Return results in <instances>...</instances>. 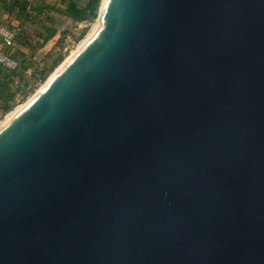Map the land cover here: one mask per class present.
<instances>
[{"label": "water", "instance_id": "1", "mask_svg": "<svg viewBox=\"0 0 264 264\" xmlns=\"http://www.w3.org/2000/svg\"><path fill=\"white\" fill-rule=\"evenodd\" d=\"M0 128V264H264V0H106Z\"/></svg>", "mask_w": 264, "mask_h": 264}, {"label": "rangeland", "instance_id": "2", "mask_svg": "<svg viewBox=\"0 0 264 264\" xmlns=\"http://www.w3.org/2000/svg\"><path fill=\"white\" fill-rule=\"evenodd\" d=\"M68 2H55L58 10L47 7L43 11L45 0L10 1L14 12H6L2 23L19 29L15 43L7 48L19 65L15 69L0 67V128L41 90L100 25L101 6L93 19L76 20L63 12Z\"/></svg>", "mask_w": 264, "mask_h": 264}, {"label": "built area", "instance_id": "3", "mask_svg": "<svg viewBox=\"0 0 264 264\" xmlns=\"http://www.w3.org/2000/svg\"><path fill=\"white\" fill-rule=\"evenodd\" d=\"M18 36L19 29L17 27L0 25V66L7 69L18 67V60L7 51V48L15 43Z\"/></svg>", "mask_w": 264, "mask_h": 264}, {"label": "trees", "instance_id": "4", "mask_svg": "<svg viewBox=\"0 0 264 264\" xmlns=\"http://www.w3.org/2000/svg\"><path fill=\"white\" fill-rule=\"evenodd\" d=\"M101 3L102 0H88L85 6L80 7L75 1L69 0L64 13L76 20L93 19L98 14Z\"/></svg>", "mask_w": 264, "mask_h": 264}, {"label": "crops", "instance_id": "5", "mask_svg": "<svg viewBox=\"0 0 264 264\" xmlns=\"http://www.w3.org/2000/svg\"><path fill=\"white\" fill-rule=\"evenodd\" d=\"M10 1H15V0H0V25L3 24L2 23V17H5L6 12H14L13 8H12V4L10 3ZM45 1H46V3L44 4L45 8H43V11H44V9L47 10V6H49L48 8L56 11L59 8L55 2H58V1L62 2V1H66V0H45ZM73 1H75L78 6L83 7L86 5L88 0H73ZM63 12H65L64 9H63Z\"/></svg>", "mask_w": 264, "mask_h": 264}, {"label": "bare ground", "instance_id": "6", "mask_svg": "<svg viewBox=\"0 0 264 264\" xmlns=\"http://www.w3.org/2000/svg\"><path fill=\"white\" fill-rule=\"evenodd\" d=\"M105 1H106V0H104V2H105ZM99 24H100V23H99ZM96 27H97V26H96ZM96 29H97V28H96ZM93 31L95 32V29H94ZM94 32H91L92 35H93ZM89 35H90V34H89ZM92 35H91V36H92ZM87 37H88V36H87ZM89 37H90V36H89ZM89 37H88V39H89ZM88 39H87V40H88ZM85 41H86V40H85ZM83 43H84V42H83ZM69 59H70V58H69ZM65 61H66V60H65ZM67 61H68V60H67ZM65 63H66V62H65ZM65 63H64V64H65ZM64 64H63V65H64ZM63 65H61L60 67H62ZM57 70H58V69H57ZM53 75H54V74H53Z\"/></svg>", "mask_w": 264, "mask_h": 264}]
</instances>
